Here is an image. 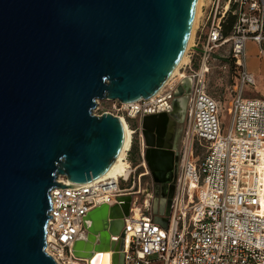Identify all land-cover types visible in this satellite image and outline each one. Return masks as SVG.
Wrapping results in <instances>:
<instances>
[{
	"label": "water",
	"instance_id": "water-1",
	"mask_svg": "<svg viewBox=\"0 0 264 264\" xmlns=\"http://www.w3.org/2000/svg\"><path fill=\"white\" fill-rule=\"evenodd\" d=\"M198 0H0V264H59L45 251L50 190L66 176L81 185L104 175L122 149L119 116L94 114L99 100L131 102L156 94L188 49ZM185 78L171 113L141 119L153 181L170 149L149 139L157 117L182 119ZM165 215L168 224L173 179ZM158 193V187H155ZM132 195L84 217L73 254L92 264L111 251L124 264V217Z\"/></svg>",
	"mask_w": 264,
	"mask_h": 264
},
{
	"label": "built area",
	"instance_id": "built-area-1",
	"mask_svg": "<svg viewBox=\"0 0 264 264\" xmlns=\"http://www.w3.org/2000/svg\"><path fill=\"white\" fill-rule=\"evenodd\" d=\"M228 15L235 21L225 34ZM205 19L206 37L196 68L184 63L149 98L126 103L106 99L113 101L115 112H103L124 118L130 128L125 172L81 185L59 176V182L70 186L50 190L45 251L57 263L88 264L73 254L75 242L87 234L84 217L102 203L119 204V196L131 194L130 213L124 217V264H264V100L240 95L243 86L255 83L244 66L245 46L249 40L264 41V0H210ZM227 43L236 81L229 102L231 119L222 126L220 101L208 91V75L213 50ZM185 78L190 79V91L180 160L163 227L149 200L139 204L135 196L145 193L140 181L147 173L141 119L170 113L176 87ZM134 143L137 163L131 159Z\"/></svg>",
	"mask_w": 264,
	"mask_h": 264
},
{
	"label": "crops",
	"instance_id": "crops-1",
	"mask_svg": "<svg viewBox=\"0 0 264 264\" xmlns=\"http://www.w3.org/2000/svg\"><path fill=\"white\" fill-rule=\"evenodd\" d=\"M204 3V10L201 11L198 25L194 37L192 36V44L186 51V61L188 63L187 68H196L199 63V59L202 56V46L204 39L206 37V30L204 25L206 23L205 14L207 12L210 0H206ZM211 69L208 75V82L210 74L215 71V69L223 70V72H232V85L229 88V102L234 97L235 91H232V86L236 81V75L232 70V57L230 53V44H223L216 47L211 55ZM227 65V69H223V65ZM245 68L254 75L255 83L253 85L243 86L240 95L243 98L250 99H261L264 100V41L261 44L255 41L249 40L245 46V57H244ZM209 93L212 95L208 88ZM213 96V95H212ZM215 97V96H214ZM216 98V97H215ZM221 102L220 98H216Z\"/></svg>",
	"mask_w": 264,
	"mask_h": 264
},
{
	"label": "flooded vegetation",
	"instance_id": "flooded-vegetation-1",
	"mask_svg": "<svg viewBox=\"0 0 264 264\" xmlns=\"http://www.w3.org/2000/svg\"><path fill=\"white\" fill-rule=\"evenodd\" d=\"M188 91H185L184 96L188 97ZM174 99V98H173ZM187 103V101H186ZM187 105V104H186ZM173 110V109H172ZM172 112V111H171ZM170 112V113H171ZM163 113V112H162ZM161 114V113H158ZM186 116V106L185 112L182 119L175 117L174 115H160L157 117L156 122L152 130H146V134L149 139H161L165 145H169L170 149L166 153V160L159 164V177L162 178L161 182H154L151 171L147 166V173L149 175V179L151 181V189L153 191L154 196L157 198L158 206L155 210L157 214L165 215L166 212V204L169 199V183L164 181L165 179L172 178L174 188H175V178L178 170V164L180 160V143L182 139V135L184 132V123ZM158 187V193H155V187ZM171 205V204H170ZM170 214V211H169ZM169 216V215H168Z\"/></svg>",
	"mask_w": 264,
	"mask_h": 264
},
{
	"label": "rangeland",
	"instance_id": "rangeland-1",
	"mask_svg": "<svg viewBox=\"0 0 264 264\" xmlns=\"http://www.w3.org/2000/svg\"><path fill=\"white\" fill-rule=\"evenodd\" d=\"M206 0H201L200 2V6H199V10L197 13V20L195 23V30L196 27L198 25V20L201 14V6L204 5V3ZM202 9L204 10V6L202 7ZM193 32L195 33V31L193 30ZM194 37V34L192 35ZM192 39L191 42L188 46V48L190 47V45L192 44ZM188 50V49H187ZM186 50V51H187ZM187 60V59H186ZM185 60V61H186ZM185 61L183 63H185ZM232 72H223V70H219V69H215V71H213L210 76H209V90L212 93L213 96H215L216 98H220L221 102H220V107H219V120L220 123L222 124V126H227L230 122L231 119V114L229 111V88L232 85V81H233V77H232ZM113 111L115 112L114 108H113V101L110 100H99L97 102L96 107L93 109V113L94 114H102L103 111ZM133 161L134 163H137L136 159H134L133 157ZM139 171H142V169H139ZM141 186L142 188L145 189V193H140L137 194L135 196L139 197V204H143L144 200H149L150 205H151V211L154 213V210L157 209L158 206V202H157V198L154 196L153 191L151 189V181L149 179V175H146L144 177H142L141 179ZM131 183V181L124 183L125 186H129Z\"/></svg>",
	"mask_w": 264,
	"mask_h": 264
},
{
	"label": "bare ground",
	"instance_id": "bare-ground-1",
	"mask_svg": "<svg viewBox=\"0 0 264 264\" xmlns=\"http://www.w3.org/2000/svg\"><path fill=\"white\" fill-rule=\"evenodd\" d=\"M200 2H201V0H198V2H197L195 20H194L193 28H192L191 35L189 38L188 46H189L191 39H192L193 30H194L195 23L197 20V13L199 10ZM185 60H186V51H185L183 57L181 58V60L179 61V63L177 64V66L175 67V69L173 70L170 78H172L176 73H178L179 68L181 67V65L184 64L183 62ZM120 120L122 122L124 133H125V139H124L122 149H121V151L117 157V160L112 165V167L104 175L97 178L96 180H101V179H104L106 177L116 176L119 174L122 175L125 172L126 165H125V162L123 161V155H124V151H125L128 143H129L130 128L128 127V123L124 118L120 117ZM92 264H111V253L109 251H106V252H102L100 254H97L95 256V258L92 260Z\"/></svg>",
	"mask_w": 264,
	"mask_h": 264
},
{
	"label": "trees",
	"instance_id": "trees-1",
	"mask_svg": "<svg viewBox=\"0 0 264 264\" xmlns=\"http://www.w3.org/2000/svg\"><path fill=\"white\" fill-rule=\"evenodd\" d=\"M234 21H235V17L232 16V15H228L225 18V20L223 22V29H224L225 34H229L230 33ZM232 70H233V68H232ZM136 151H137V144L134 143L133 146H132V154H131V159L132 160H133V157L135 155L134 153Z\"/></svg>",
	"mask_w": 264,
	"mask_h": 264
}]
</instances>
